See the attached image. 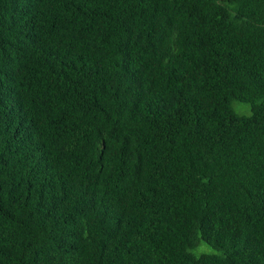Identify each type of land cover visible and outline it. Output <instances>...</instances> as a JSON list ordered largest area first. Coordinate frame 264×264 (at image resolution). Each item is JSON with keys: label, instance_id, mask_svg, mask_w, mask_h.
<instances>
[{"label": "trees", "instance_id": "trees-1", "mask_svg": "<svg viewBox=\"0 0 264 264\" xmlns=\"http://www.w3.org/2000/svg\"><path fill=\"white\" fill-rule=\"evenodd\" d=\"M0 264H264V0H0Z\"/></svg>", "mask_w": 264, "mask_h": 264}, {"label": "rangeland", "instance_id": "rangeland-1", "mask_svg": "<svg viewBox=\"0 0 264 264\" xmlns=\"http://www.w3.org/2000/svg\"><path fill=\"white\" fill-rule=\"evenodd\" d=\"M233 108L238 115H248L251 113V107L248 103L235 101L233 102ZM193 252L195 255H202L214 253L215 250L207 243L200 242Z\"/></svg>", "mask_w": 264, "mask_h": 264}]
</instances>
